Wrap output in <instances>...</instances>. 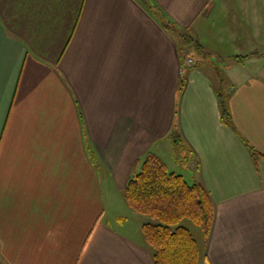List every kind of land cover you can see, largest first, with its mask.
<instances>
[{"label": "crops", "instance_id": "obj_1", "mask_svg": "<svg viewBox=\"0 0 264 264\" xmlns=\"http://www.w3.org/2000/svg\"><path fill=\"white\" fill-rule=\"evenodd\" d=\"M149 1L0 0V264H155L124 196L149 153L212 197L200 264H264V0Z\"/></svg>", "mask_w": 264, "mask_h": 264}, {"label": "trees", "instance_id": "obj_2", "mask_svg": "<svg viewBox=\"0 0 264 264\" xmlns=\"http://www.w3.org/2000/svg\"><path fill=\"white\" fill-rule=\"evenodd\" d=\"M145 2L149 7H155L149 0ZM166 26L169 29V24ZM177 39L184 49L192 45L201 50L188 31L179 30ZM217 96L223 122L235 128L228 96L223 89ZM170 138L175 159L180 164L188 162L192 150L183 139L177 123ZM249 149L254 159L263 155L252 146ZM138 166L124 190V196L134 211L149 219L143 224L142 232L154 263L200 264V247L188 222L201 230L205 242L209 240L215 220V206L210 193L202 183L189 184L182 175L169 172L166 163L153 153H149Z\"/></svg>", "mask_w": 264, "mask_h": 264}, {"label": "rangeland", "instance_id": "obj_3", "mask_svg": "<svg viewBox=\"0 0 264 264\" xmlns=\"http://www.w3.org/2000/svg\"><path fill=\"white\" fill-rule=\"evenodd\" d=\"M191 34V33H190ZM187 49H189V50H187ZM184 50H186V51H188L189 53H191L190 52V48H185ZM165 158V161H166V164L168 165V171L169 172H173V171H177L175 168H174V163H175V160H174V163H173V156L171 157V158H167L166 156H164ZM179 165V164H178ZM175 166H176V163H175ZM182 166H184V164H182ZM186 175V177H187V181L189 180V181H191V176L189 175V174H185ZM185 180H186V178H185ZM149 220V219H148ZM188 226H189V228L191 229V231H192V233H193V235H194V237L196 238V240L198 241V244L200 245V248H202L203 247V244H204V239H203V235H202V232H201V230L197 227V226H195V225H193V224H191V223H189L188 222Z\"/></svg>", "mask_w": 264, "mask_h": 264}, {"label": "built area", "instance_id": "obj_4", "mask_svg": "<svg viewBox=\"0 0 264 264\" xmlns=\"http://www.w3.org/2000/svg\"><path fill=\"white\" fill-rule=\"evenodd\" d=\"M186 59H187V64L188 65H195V64H197V61H196V59H193L192 57H189L188 55H186Z\"/></svg>", "mask_w": 264, "mask_h": 264}]
</instances>
